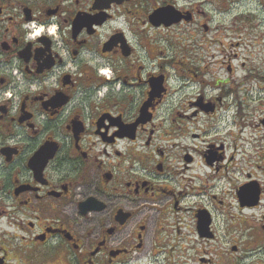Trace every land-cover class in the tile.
I'll return each mask as SVG.
<instances>
[{
    "label": "flooded vegetation",
    "instance_id": "flooded-vegetation-1",
    "mask_svg": "<svg viewBox=\"0 0 264 264\" xmlns=\"http://www.w3.org/2000/svg\"><path fill=\"white\" fill-rule=\"evenodd\" d=\"M197 13L0 0V264H264V67L208 23L220 59L171 58Z\"/></svg>",
    "mask_w": 264,
    "mask_h": 264
},
{
    "label": "rangeland",
    "instance_id": "rangeland-1",
    "mask_svg": "<svg viewBox=\"0 0 264 264\" xmlns=\"http://www.w3.org/2000/svg\"><path fill=\"white\" fill-rule=\"evenodd\" d=\"M165 1V0H160ZM184 1V0H183ZM188 6L192 3L197 7V21L186 26L185 29L181 26H175L162 34L161 39L163 45L162 49L168 50L171 58H177L176 53L184 49V37H186V44L193 45L194 48V65L198 58L202 61L209 63L218 60L217 58V46H208L205 38L211 39L214 35L218 36L217 32H210L208 37L204 36V29L201 26L202 23H208L212 29L224 28V29H236L242 30V36L244 37L243 43L245 44L241 48V58L244 60L246 56L249 57L248 67L260 68L261 72L264 67V0H195L191 2L186 0ZM185 30L188 35H185ZM233 31V30H232ZM256 40V41H255ZM247 46V47H246ZM170 50V51H169ZM197 53V54H196ZM201 53V57H200ZM240 63V62H239ZM242 70V69H241ZM248 72V70H247ZM244 71L239 72V78L244 75ZM226 76V74H225ZM249 90L242 91L241 97L249 98L251 105V116H249V122L258 123L260 118H264V92H257L256 81L252 78L249 81ZM254 93V94H252ZM258 109V110H257ZM263 109V111H262Z\"/></svg>",
    "mask_w": 264,
    "mask_h": 264
},
{
    "label": "water",
    "instance_id": "water-1",
    "mask_svg": "<svg viewBox=\"0 0 264 264\" xmlns=\"http://www.w3.org/2000/svg\"><path fill=\"white\" fill-rule=\"evenodd\" d=\"M164 11H166V10H162V11H160V12H164ZM167 12H169L170 14H172V12H171V11H167Z\"/></svg>",
    "mask_w": 264,
    "mask_h": 264
}]
</instances>
